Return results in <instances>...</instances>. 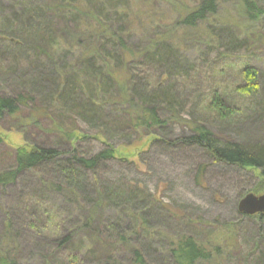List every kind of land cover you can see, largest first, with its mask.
Listing matches in <instances>:
<instances>
[{
	"label": "trees",
	"instance_id": "trees-1",
	"mask_svg": "<svg viewBox=\"0 0 264 264\" xmlns=\"http://www.w3.org/2000/svg\"><path fill=\"white\" fill-rule=\"evenodd\" d=\"M237 3L250 22L261 14L253 0H237ZM41 10V5H32L19 8L16 15L35 21ZM217 10L218 0H199L195 7L181 13L176 23L183 30L196 29L216 18ZM22 23H27V19ZM46 25L43 24L40 32L38 29L27 34L13 31L10 34L13 37L8 38L1 34L4 29L0 30V48L6 42L11 50L37 53V61L22 71L18 69L12 75L5 71L0 73V85L3 86L0 88V124H10L11 120L19 122L25 111L30 112L24 118L28 127L40 129V122L51 118V125L41 130H47L45 132L52 141L43 145L31 144L29 152L25 149L10 151L9 155L1 157V162L6 160L8 164L0 167V194L6 188H14L25 174L39 175L34 185L38 191L22 196V213L28 217L25 225L48 215L46 221H53L58 227L54 226L47 236H38L40 240L36 238L42 244H34L37 259L41 264H55V258L58 264H87L89 255L94 258L97 253L100 260L95 261L96 264H225L222 262L224 256H230V247L226 243L230 233L221 229L224 223L216 222L218 231L205 228L201 233L192 232L194 222L186 220L182 229L185 232L167 234L165 242L159 232L154 233L157 222L161 220L168 227L171 223L167 221H181L175 209L163 206L145 188L129 184L126 190L120 189L115 183L105 184L99 177L103 165L113 159L108 139L114 133L136 135L135 142L150 135L159 138L158 132L166 137L171 122L167 108L173 109L172 101L178 97L169 89L178 72V56L172 52L161 53L158 47L161 39L149 43L144 49L132 51L125 46L123 34L114 32L110 26L104 29L101 22L95 21L91 32L86 33L93 40L92 44L74 58L71 44L66 48L55 41V30H51L50 24ZM219 31L224 40L227 33L223 28ZM35 34L37 36L33 39ZM78 34L75 31L74 35ZM71 53L73 56L69 59ZM139 63L160 66L162 73L157 75L154 85L141 82L146 81L145 78L140 81L133 77L131 67ZM1 66V69L6 68ZM242 81L240 90L245 95L256 97L261 93L259 73L255 68L246 67ZM211 106L223 120L233 115L218 94L214 95ZM64 117L99 128L103 131L98 133L104 136L105 145L94 152L82 148L76 139L79 131L66 128L61 121ZM188 130L190 134L174 139L171 146L200 149L217 164L256 169L264 180V145L221 141L203 125H194ZM85 139L84 134L81 140ZM23 140L29 145L25 138ZM204 170L203 166L198 168L196 183L199 185ZM52 197L55 203L57 197L62 201L57 214L46 212L45 207L51 206ZM172 210L175 213L171 214ZM5 217L6 222L0 231V264H15L16 253L21 251L19 246L14 247L11 236L16 237L13 227L18 224L13 214L7 212ZM257 219L262 221L264 216ZM36 230L42 232L40 227ZM155 243L161 245L156 260H153L152 246ZM105 246L111 247L110 253L100 255L99 250H104Z\"/></svg>",
	"mask_w": 264,
	"mask_h": 264
},
{
	"label": "rangeland",
	"instance_id": "rangeland-1",
	"mask_svg": "<svg viewBox=\"0 0 264 264\" xmlns=\"http://www.w3.org/2000/svg\"><path fill=\"white\" fill-rule=\"evenodd\" d=\"M198 2L199 0H148L146 3L145 0H0V30L4 29L1 34L8 38L13 37L10 35L13 31L27 34L38 29L40 32L43 24H50L51 30L54 29L57 35L55 41L66 48L71 44L74 58L83 54L84 49L92 44L93 40L86 33L91 32L95 21L101 22L104 29L110 26L114 32L123 34L125 46L132 51L144 49L149 43L161 39L159 51L164 54L172 52L179 58L176 61L178 72L169 88L178 97L172 101L173 109L167 108L171 122L166 129V137L158 132L157 136L162 139L150 135L135 142L136 135L131 136L127 132L112 134L108 142L112 147L113 159L100 169V180L109 185L115 183L118 188L125 190L129 184L145 188L163 206L175 209L180 214L181 221H167L171 223L168 227L161 220L157 222L158 227L154 233L159 232L164 241L167 234L185 232L182 229L186 220L194 222L192 232H201L205 228L218 231L215 229H219L216 222L220 225L224 223L227 225L223 224L224 228L221 229L230 233V238L226 241L230 247V256L225 255L222 262L245 264L247 260V264H264V219L259 221L257 218L260 215L245 216L237 211L238 203L244 196L264 194V180L260 171L217 164L200 149L170 144L174 139L190 134V127L203 125L221 141L264 145V0H253L261 10V14L253 22L243 15L237 0H218L216 18L200 24L196 29H181L176 23L177 18ZM31 4L34 7L41 5L43 8L34 18L35 21L18 18L16 11L31 7ZM26 19L27 23H22ZM221 28L227 33L224 40L219 31ZM75 31L79 34L74 35ZM36 36L37 34L33 39ZM223 41L226 43L222 44ZM1 45L0 73L5 71L12 75L18 69L37 61L36 52L26 54L11 50L6 42ZM29 47L32 49V46ZM72 56L71 53L69 59ZM1 65L6 68L1 69ZM246 67L255 68L259 73L262 91L256 97L245 95L240 90L243 86L242 73ZM131 70L136 80L145 78L146 81L141 82L149 85H154L155 78L162 73L158 64L142 66L139 63L131 67ZM16 87L19 88L18 85ZM0 88L3 86L0 85ZM215 94L233 112L230 118L223 120L216 108L211 106ZM27 113L30 112L25 111L19 122L11 120L10 124H0V167L8 164L6 160L1 162V157L9 155L10 151L25 149L29 152L31 144L43 145L48 140L52 141L45 132L47 130H41L51 125V118L42 120L40 129L28 127L29 124L24 122V118L29 116ZM61 121L66 128H76L79 131L76 139L87 151H98L105 145L102 138L104 136L98 133L103 131L99 128L80 120H72V117H64ZM82 134L86 135L85 140H81ZM132 141L135 143L130 144ZM201 166L205 170L199 185L196 183V176ZM38 176L36 173L25 174L14 188H6L0 194V231L6 222L7 212L14 215L18 224L13 227L16 237L11 236L14 247L19 246L21 251L20 254L16 253L15 264H41L35 256L37 252L34 244L42 246L37 237L47 236L51 229L58 227L57 223L46 221L48 215L47 218L25 225L28 217L22 213V196L38 191L34 187ZM51 200L55 203L53 197ZM52 202L49 203L51 206L45 207L46 212L57 214L62 201L57 197L54 205ZM177 206L180 207L179 210ZM37 227L42 228V232L36 230ZM204 233L208 231L204 230ZM159 245L161 244L155 243L152 246L153 260H156ZM107 246L104 250H99L100 255L110 253L108 251L111 247ZM96 254L94 258L89 255L90 264L99 262V255ZM55 261L58 264L56 258Z\"/></svg>",
	"mask_w": 264,
	"mask_h": 264
},
{
	"label": "water",
	"instance_id": "water-1",
	"mask_svg": "<svg viewBox=\"0 0 264 264\" xmlns=\"http://www.w3.org/2000/svg\"><path fill=\"white\" fill-rule=\"evenodd\" d=\"M237 211L245 216H264V194L261 196H254L253 194L244 196L238 203Z\"/></svg>",
	"mask_w": 264,
	"mask_h": 264
}]
</instances>
